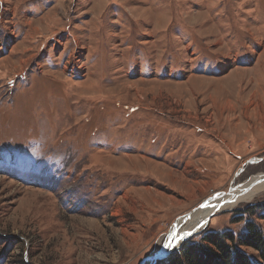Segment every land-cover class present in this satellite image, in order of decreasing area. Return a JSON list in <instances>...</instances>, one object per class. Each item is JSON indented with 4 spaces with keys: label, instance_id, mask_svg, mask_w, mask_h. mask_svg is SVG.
<instances>
[{
    "label": "rangeland",
    "instance_id": "374dc122",
    "mask_svg": "<svg viewBox=\"0 0 264 264\" xmlns=\"http://www.w3.org/2000/svg\"><path fill=\"white\" fill-rule=\"evenodd\" d=\"M260 173L264 0H0V264H144ZM263 215L261 192L186 241L264 264L239 241Z\"/></svg>",
    "mask_w": 264,
    "mask_h": 264
},
{
    "label": "trees",
    "instance_id": "16d2710c",
    "mask_svg": "<svg viewBox=\"0 0 264 264\" xmlns=\"http://www.w3.org/2000/svg\"><path fill=\"white\" fill-rule=\"evenodd\" d=\"M204 241L207 244L186 241L180 251L169 257L167 264H251L248 255L236 247L237 239L232 231L210 233ZM239 241L260 251L264 258V234L258 225L251 223Z\"/></svg>",
    "mask_w": 264,
    "mask_h": 264
},
{
    "label": "bare ground",
    "instance_id": "6f19581e",
    "mask_svg": "<svg viewBox=\"0 0 264 264\" xmlns=\"http://www.w3.org/2000/svg\"><path fill=\"white\" fill-rule=\"evenodd\" d=\"M261 192H264V174L262 173L246 182L238 184L228 193H221L215 198L207 200L203 206L180 217L175 222L165 242L167 244L172 240L174 247L166 249L164 246L158 245L153 253V258L147 259L144 264H150L157 258L166 257L170 252L177 249L186 238L203 231L210 222V216L213 213L233 208L243 202H251ZM185 233L191 234L185 235ZM174 236H183V239L176 240Z\"/></svg>",
    "mask_w": 264,
    "mask_h": 264
},
{
    "label": "water",
    "instance_id": "95a60500",
    "mask_svg": "<svg viewBox=\"0 0 264 264\" xmlns=\"http://www.w3.org/2000/svg\"><path fill=\"white\" fill-rule=\"evenodd\" d=\"M214 214L215 213H213L211 216H210V219L214 216ZM198 233V232H197ZM197 233H195V234H197ZM195 234H192L191 236H189L188 238H186V240H188L189 238H191L193 235H195ZM186 240L177 248V249H175V250H173L172 252H170L167 256H169L171 253H174V252H177V251H179L182 247H183V245H184V243L186 242ZM166 256V257H167ZM149 258H153V255L151 254L150 256H148L146 259H149ZM157 259H159V258H157ZM161 259V258H160ZM156 261L157 260H154L153 261V263L152 264H155L156 263Z\"/></svg>",
    "mask_w": 264,
    "mask_h": 264
},
{
    "label": "snow or ice",
    "instance_id": "6c2138e0",
    "mask_svg": "<svg viewBox=\"0 0 264 264\" xmlns=\"http://www.w3.org/2000/svg\"><path fill=\"white\" fill-rule=\"evenodd\" d=\"M191 233H185V235H190ZM174 239H176V240H182L183 239V236H174ZM164 247L166 248V249H169V248H172V247H174V244H173V242H172V240H170L167 244H165L164 245Z\"/></svg>",
    "mask_w": 264,
    "mask_h": 264
}]
</instances>
